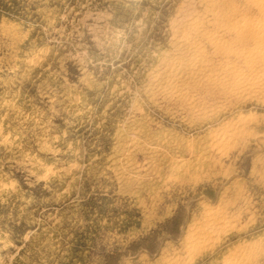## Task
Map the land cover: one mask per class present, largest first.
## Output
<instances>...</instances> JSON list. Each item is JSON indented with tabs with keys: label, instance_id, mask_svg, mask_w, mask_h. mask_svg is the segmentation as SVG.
<instances>
[{
	"label": "rangeland",
	"instance_id": "rangeland-1",
	"mask_svg": "<svg viewBox=\"0 0 264 264\" xmlns=\"http://www.w3.org/2000/svg\"><path fill=\"white\" fill-rule=\"evenodd\" d=\"M262 8L0 0V264H264Z\"/></svg>",
	"mask_w": 264,
	"mask_h": 264
},
{
	"label": "bare ground",
	"instance_id": "bare-ground-1",
	"mask_svg": "<svg viewBox=\"0 0 264 264\" xmlns=\"http://www.w3.org/2000/svg\"><path fill=\"white\" fill-rule=\"evenodd\" d=\"M257 1L263 7L262 9H264V0H257ZM252 30L254 32L262 34V36L264 37V28L255 26V27L252 28ZM184 39H185V37H184Z\"/></svg>",
	"mask_w": 264,
	"mask_h": 264
}]
</instances>
